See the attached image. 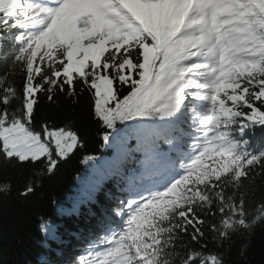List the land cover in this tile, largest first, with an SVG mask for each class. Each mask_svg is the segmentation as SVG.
<instances>
[{"label":"snow or ice","instance_id":"6c2138e0","mask_svg":"<svg viewBox=\"0 0 264 264\" xmlns=\"http://www.w3.org/2000/svg\"><path fill=\"white\" fill-rule=\"evenodd\" d=\"M0 59V157L53 174L82 144L66 126L33 128L37 97L77 84L115 149L85 200L104 180L120 195L72 264H225L208 241L264 223L242 191L264 174L247 138L264 129V0H0Z\"/></svg>","mask_w":264,"mask_h":264},{"label":"trees","instance_id":"16d2710c","mask_svg":"<svg viewBox=\"0 0 264 264\" xmlns=\"http://www.w3.org/2000/svg\"><path fill=\"white\" fill-rule=\"evenodd\" d=\"M6 69L7 62L0 59V74ZM15 83L21 99L12 102V109L22 106L21 74L17 73ZM45 123L77 131L82 146L61 160L53 174L39 177L35 173L43 165H21L0 157V264H41L42 257L51 264H72L75 248L82 239L72 233L88 235L97 224L96 216L83 206L77 216L72 213L86 201L89 185L99 179L97 163L110 161L115 155L114 147L103 142L101 125L92 111L91 93L81 92L77 84L75 96L57 92L49 101L46 93L39 94L32 126L38 130ZM248 136L253 150L264 147V129L257 128ZM86 156H95L97 161H85ZM29 178L34 185L39 180V186L28 196H21ZM245 184L248 187L242 191L251 211L257 203L264 202V174H256ZM5 185L9 186L6 191ZM117 194L118 185L104 180L101 190L95 193L97 205L92 204L91 208L99 213L112 205ZM41 223L49 225V234L41 232ZM208 243L210 250L222 254L225 264H264V223L256 224L250 231H238L219 248L210 240Z\"/></svg>","mask_w":264,"mask_h":264}]
</instances>
